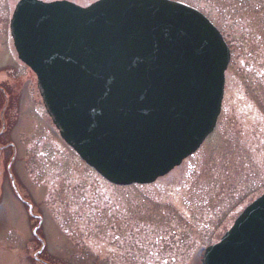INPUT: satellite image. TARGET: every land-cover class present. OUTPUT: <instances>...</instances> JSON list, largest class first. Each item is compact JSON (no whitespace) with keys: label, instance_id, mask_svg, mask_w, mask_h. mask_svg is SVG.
<instances>
[{"label":"rangeland","instance_id":"374dc122","mask_svg":"<svg viewBox=\"0 0 264 264\" xmlns=\"http://www.w3.org/2000/svg\"><path fill=\"white\" fill-rule=\"evenodd\" d=\"M172 1L203 13L230 50L221 112L170 174L115 186L60 138L14 49L18 0H0V264H202L264 192V0Z\"/></svg>","mask_w":264,"mask_h":264},{"label":"water","instance_id":"95a60500","mask_svg":"<svg viewBox=\"0 0 264 264\" xmlns=\"http://www.w3.org/2000/svg\"><path fill=\"white\" fill-rule=\"evenodd\" d=\"M19 0L10 32L62 139L107 181L151 184L216 127L230 52L198 10L170 0ZM203 264H264V194Z\"/></svg>","mask_w":264,"mask_h":264},{"label":"flooded vegetation","instance_id":"af4514ba","mask_svg":"<svg viewBox=\"0 0 264 264\" xmlns=\"http://www.w3.org/2000/svg\"><path fill=\"white\" fill-rule=\"evenodd\" d=\"M0 92L3 93L4 90H3L2 88H0ZM4 123H5V122H4ZM3 129H4V128H3ZM0 136H1V134H0ZM5 149H7V146L5 147V146L0 145V156H1V154H3V152H4ZM15 154H16V153H15Z\"/></svg>","mask_w":264,"mask_h":264}]
</instances>
